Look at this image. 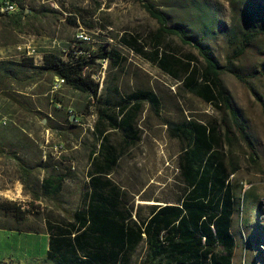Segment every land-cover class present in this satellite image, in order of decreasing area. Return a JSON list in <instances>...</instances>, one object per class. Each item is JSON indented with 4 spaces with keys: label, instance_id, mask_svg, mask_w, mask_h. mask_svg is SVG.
Masks as SVG:
<instances>
[{
    "label": "rangeland",
    "instance_id": "obj_1",
    "mask_svg": "<svg viewBox=\"0 0 264 264\" xmlns=\"http://www.w3.org/2000/svg\"><path fill=\"white\" fill-rule=\"evenodd\" d=\"M16 3L18 15H0V62L26 57L39 65L47 53L60 56L65 62H75L91 59L101 48L112 49L121 55L122 64L112 68L109 62L96 60L100 71L94 69L91 74L99 83L100 98L116 99L114 88L122 97L139 89L150 90L158 97L159 115L154 116L147 105L143 106L137 120L138 143L123 151L107 177L123 192L134 220L147 218L151 206L175 203L185 190L178 171L182 144L169 135L165 124L186 120L218 127L222 120L219 111L186 92L181 83L163 74L123 40H133L143 51H151L150 37L158 25L141 6L151 3L167 14L169 25H184L189 36L209 49L218 66L228 69L220 76L221 83L257 155V164L253 165L242 142L237 141L230 149L240 167L230 178L235 195L232 264H264V0H16ZM75 15L79 19L72 20ZM259 27L263 34L227 67L241 35ZM166 43L169 53L182 60L188 54L196 56V51L182 46L174 37H169ZM24 74L30 76L32 72ZM1 118H5L6 124L0 125V204L16 203L25 208L34 194L39 196V181L46 173L41 170L44 162L66 176L54 202L40 196L34 201V212H39V216L27 215L17 224L0 211V227L43 231L45 220L66 219V213H72L80 205L87 184L88 155L97 151L93 133L96 107L90 96L65 87L50 74H43L31 82H3ZM109 142L118 152L122 151L118 134H110ZM25 172L27 177L23 175ZM245 194L250 195L247 200ZM44 251L43 237L0 229V259L8 257L17 264L26 257L23 264H40ZM144 255L145 248L140 246L132 264H140Z\"/></svg>",
    "mask_w": 264,
    "mask_h": 264
},
{
    "label": "trees",
    "instance_id": "obj_2",
    "mask_svg": "<svg viewBox=\"0 0 264 264\" xmlns=\"http://www.w3.org/2000/svg\"><path fill=\"white\" fill-rule=\"evenodd\" d=\"M141 6L158 25L150 37L151 51H143L133 40H123L125 45L163 74L181 83L186 92L219 111L222 124L216 127L186 120L165 124L169 135L182 144L178 171L185 190L175 203L151 206L147 218L134 220L123 200V192L107 177L114 171L123 151L138 143L137 120L143 106L147 105L154 116L159 115L158 97L152 91L142 89L122 97L114 88L116 99L100 98L99 83L91 74L97 69L100 71L96 60L107 61L112 68L122 64L123 58L112 49L101 48L91 59L75 62H65L52 53L43 55L39 65L26 57L0 62V90L3 82H31L38 76L50 74L61 80L65 87L90 96L96 107L93 133L98 144L97 151H90L88 155L86 189L79 207L66 213V219L45 220L49 235L46 258L53 264H130L131 256L144 246L145 255L140 264H232L235 242L231 225L235 195L230 178L240 167L230 149L237 141L242 142L253 165L257 164V155L239 113L221 83L220 76L228 69L219 67L209 49L189 36L184 25H169L167 14L151 3ZM18 9L10 16L18 15ZM75 18L78 15L72 20ZM262 34L261 27L244 32L238 47L227 60V67L242 57ZM169 37L196 51V56L188 54L182 60L169 53L166 43ZM27 71L32 74L27 76L24 74ZM233 75L245 83L236 73ZM110 134L119 135L121 152L110 144ZM41 167L48 168L49 165L44 162ZM23 175L27 177L28 172ZM65 178L61 174L43 178L38 185L39 196L58 198ZM39 196L34 194L25 208L16 203H1L0 211L20 224L27 215H40L34 212V201ZM249 196L245 194L244 199ZM14 231L22 232L17 227ZM27 231L39 233L38 230Z\"/></svg>",
    "mask_w": 264,
    "mask_h": 264
},
{
    "label": "crops",
    "instance_id": "obj_3",
    "mask_svg": "<svg viewBox=\"0 0 264 264\" xmlns=\"http://www.w3.org/2000/svg\"><path fill=\"white\" fill-rule=\"evenodd\" d=\"M49 165V164H48ZM41 170L44 172H46L45 173V176L43 177V178H48L49 177V175H53V174H58V173H56L53 169H50V167H48V168H41ZM87 174V173H86ZM42 178V179H43ZM41 179V180H42ZM41 180L39 181V185H40V183H41ZM87 181H88V178L86 177V183H87ZM52 202H54L52 199H50ZM29 202H31V200H29L28 201V203ZM0 229H8V230H14L13 228H9V227H0ZM22 232H26V233H30L29 231H22ZM22 232H20V233H22ZM31 234H34V233H31ZM34 235H37V236H41V237H43L44 239H45V251H44V255H43V259L41 260V263L40 264H53L51 261H48L47 260V258H46V252H47V250H48V242H49V235L47 234V232H46V230H45V224H44V230L43 231H40L38 234H34ZM139 249V248H138ZM137 249V250H138ZM136 253V252H135ZM134 253V254H135ZM133 254V255H134ZM133 255L131 256V261H130V264H132V262H133ZM9 258L8 257H4V258H2V259H0V264H6L5 263V261H7L8 263L7 264H14V263H12V260L10 261V260H8ZM21 260H23V261H21ZM21 260H19V261H17V264H23L22 262H24V260L26 261V257H23ZM4 261V262H3ZM33 264H35V262L33 263Z\"/></svg>",
    "mask_w": 264,
    "mask_h": 264
},
{
    "label": "built area",
    "instance_id": "obj_4",
    "mask_svg": "<svg viewBox=\"0 0 264 264\" xmlns=\"http://www.w3.org/2000/svg\"><path fill=\"white\" fill-rule=\"evenodd\" d=\"M2 1V8H0V15H11L14 14L17 11V3L16 0H1ZM5 4H12V11H5ZM60 83H62L61 80H58ZM6 124L5 118L0 119V125L4 126ZM59 148H61L59 146Z\"/></svg>",
    "mask_w": 264,
    "mask_h": 264
},
{
    "label": "bare ground",
    "instance_id": "obj_5",
    "mask_svg": "<svg viewBox=\"0 0 264 264\" xmlns=\"http://www.w3.org/2000/svg\"><path fill=\"white\" fill-rule=\"evenodd\" d=\"M0 8H2L1 0H0ZM5 11H12V4H5Z\"/></svg>",
    "mask_w": 264,
    "mask_h": 264
}]
</instances>
